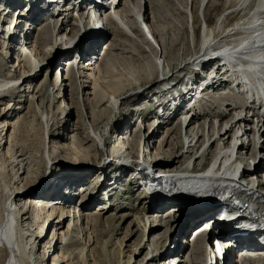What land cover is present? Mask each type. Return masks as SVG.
<instances>
[{
  "label": "bare ground",
  "instance_id": "1",
  "mask_svg": "<svg viewBox=\"0 0 264 264\" xmlns=\"http://www.w3.org/2000/svg\"><path fill=\"white\" fill-rule=\"evenodd\" d=\"M101 1H103L101 3L102 7L100 6L101 4H94L90 8L91 10L88 11L84 7L78 6L73 12L75 13L76 11L83 9V12L79 14V18L81 19L84 15H87L91 18L90 22L92 21V17L99 18L101 20L107 19L108 24L110 23L111 25L112 23V25L109 26V30L114 33V37H117L118 35L121 36L118 37L119 40L116 38L114 40H109V43L105 48L106 61L98 63L97 49L100 48L104 42V37H106L104 32L106 31L90 33L89 36L92 35L91 39L94 40V43L90 44L91 48L89 50L91 51L88 52L87 50L86 54L82 55L80 60L77 62V75L81 87H84L82 78H93L94 80L96 79V82L101 83V86H103L107 91L109 96L108 99L112 105L113 111L117 106H121L122 101L127 100L126 98H134L139 95V98L142 99L144 97V100L152 99L153 97L149 94V92H147V90L149 89L148 86L153 87L154 84L156 86L153 90L164 84V86L154 94L156 95L155 98L162 96L167 89H170L177 84H174L177 76H180V74L187 75V68L190 66L200 70L206 76L208 75L209 69H211L213 73L218 71L220 60L224 61V58H228L229 55L232 57L242 51H246L245 55L238 57L236 60L239 61L243 67L257 69V67H251L253 65V61L247 53L253 51L255 49L254 47H257V45H264V0H161V2H158V0H155V2H152L151 0H144L145 9L146 7H149L158 12V16H153V19L155 18V20L159 19V21L165 22V26L162 25V28L160 29L154 26L157 22L152 25H150L151 23L146 24V17L145 15L142 16L140 11L142 8V0H109V3L104 2L107 0ZM28 3H31L30 11H25L23 13L22 10ZM22 4H24V6ZM15 5L16 7L11 8L9 13V16H12L13 19L10 20L3 28L2 24H0L1 36L4 33L1 38L6 39L1 41L0 45H2L5 49L14 48L16 45H20L22 51H24L23 54L28 59L31 67L29 71L24 72V74L18 77V79H12L10 76H3V74L1 75L0 69V101H3L6 96L14 98L15 94L20 92L23 84H25V82L30 78V73L37 70L36 68L40 67L39 65L43 64L47 60V54H44L40 43L44 39L41 37L37 43L30 44L28 36L23 38L22 34L21 36L15 35L18 28L21 27L22 29V26L28 28V26L34 22V19L37 17H45L49 14L51 16L50 18H52L55 14L59 13V18L62 17L61 25L58 29L57 24L52 27V35L54 39L53 43L51 42L50 55L53 53L54 49L56 50V46L59 41L61 42L65 40L67 42L64 44H67L69 42L68 40H73L74 38V34H70L66 27L67 22L65 19L69 14L67 8H58L55 11L51 10L52 12H49L46 8H40L41 4L37 3L36 0H20V2L18 1ZM7 8L1 9L0 6V20H4V17L1 16L2 13L7 12L8 14L9 8ZM136 9L139 11L138 13L136 12L137 15L134 13ZM33 10H37L38 12H33ZM102 11H104V13H102ZM198 23H201L200 30L198 28ZM142 25L146 28L147 33L141 29ZM188 27L190 28V34L188 32ZM80 33H83V31L81 30ZM133 37L139 38L141 42L133 39ZM120 38L123 39L122 42ZM188 38L191 39L188 40ZM250 40L252 46L248 44V41ZM152 41L160 49V52L153 46ZM144 47L150 49V52L146 53ZM23 48L28 49V53H25L26 51ZM256 49L257 51L260 50L261 54L264 55V47H258ZM126 52H128V55H126ZM220 55H222V57H220ZM108 57H113L114 60L117 61L115 64L117 66L116 68H113L112 65L108 63ZM153 58L157 60L162 59L163 63L159 65ZM20 61L21 60L18 59V63L14 66L15 68L20 66ZM52 64H57L56 57L53 59ZM48 65L50 66L51 64L49 63ZM236 65L239 64L236 63ZM0 67L2 68L3 65L0 64ZM165 69L166 71H164ZM116 70L119 74L114 73ZM160 70H163L162 74L159 73ZM154 73L157 75L160 74L157 76V79L160 81H155L153 79ZM167 74H170V76H167ZM160 76L162 79H160ZM22 77H24L23 82L16 87L14 83L18 82ZM228 84L229 83L223 81L213 82L208 88H206V90L208 91L209 89H213L215 87L213 91L216 89L221 91L224 87L226 88V85ZM8 92L10 94H8ZM150 93H152V91H150ZM227 93L228 94L225 95L218 94L217 96L215 93V95H206L215 105L216 103H219L211 111H209L208 114L194 112L193 116H195V118L188 121L190 117L189 114L183 113L190 110V108H195V110H197L196 105L199 104L198 102L205 99V95H203L200 100L196 101V104L189 106L187 109L182 108L183 115L182 113L176 117L171 115L173 119L172 121L176 118H178L177 121L182 118L181 127L185 125L186 129L184 136L187 140H189V150H187V152L192 154L190 158H194L195 164L196 161H198V157L200 162H206V156H209V164H203L206 165V169L197 164V167L192 169V165L190 164L188 168L172 167L173 169L166 171L167 168H170V164L179 163V160L174 157L176 148H180L181 150L183 149V143L179 140V144L176 145V148L175 146L171 147L170 145L169 150L165 153L163 152L164 154L162 158L164 160L166 159L163 163L156 162L157 160H155L154 162H150L151 164H148L143 161L141 155V158L138 157L140 154L138 153L134 156L126 155V160L122 155L117 156V159L109 157L112 161L107 158L103 159L99 157L101 160H99L98 164H96V162L87 164L89 168L88 170H95L101 176L109 168L110 170L112 169L113 171H117L115 168L117 166L124 165L126 168L131 166L133 170H129L127 168L123 171V168H121L126 180H130L131 183L134 184L133 187H135L136 190L139 189L140 193V189L142 188H147L150 191L147 195H143L141 193L142 196L148 197L147 199L149 200V203L151 202V204H149L145 201L146 207L148 205L151 207H147L143 209V211H148L151 208L156 209L158 207L156 212H160L164 206L168 205L164 204L166 203V200H163L162 195L169 194L168 192H164L160 187H158V185H163L165 183L163 186L164 188H171L175 185V182L177 185L180 184V179L185 175L197 176L205 174L214 175L217 178L222 179H225V177L230 178L235 176L237 183H243L246 187L256 184V190L249 188V190L254 191L251 198L256 203L264 206V179L261 176V178H255V180H253V178L257 176L255 175L257 174L256 171L261 170L263 163L258 160L257 164L253 165V171L250 176L244 175V173L240 172L241 169H246L244 167H250V162H247L249 159V157H247L248 153L245 154V151H242L247 144H250L249 139L247 138V133L249 131L247 122L252 117H254L257 122H259V119L253 113L249 116V113L253 110L250 105L241 102L239 98L232 93ZM192 99L194 98L192 97ZM95 100L96 101L93 102L95 103V106H101V96L99 97L98 94L95 95ZM131 104H134V101L129 105ZM139 106L140 104L137 102L133 110L138 111L137 108ZM229 113L231 114V117L222 121L223 118L226 119V116ZM140 114V124H143V121L147 123L145 120L150 121V119H148V115L145 116V113L142 112H140ZM130 116H132V114H130L129 117ZM139 118L137 117V119ZM199 118H201L203 122L198 124L196 122ZM208 119H212L213 121L206 122ZM166 120H161L158 124H155L157 128L152 131L150 135H148L147 141H145V139H141L139 143L146 149H150L152 139L158 135V127H164L165 124L163 122ZM217 122L219 123L218 130L215 129V124ZM99 124L94 123L92 126L94 135H97ZM148 126L149 129L152 127L151 124H148ZM179 126L180 125L172 126L167 129L166 138L169 139V137L173 134L176 135L179 133ZM260 126L263 128L264 120H262ZM260 126L258 128H260ZM2 127L4 129L5 123L2 124ZM255 128H257V123ZM112 129L116 130V133H119L120 135L125 134L126 132L128 133L127 130H130L128 127V129L125 128L126 132H124V129L122 127L118 128V126L116 128L115 126H111L110 131ZM45 131H47L48 135L49 130L46 129ZM238 133H240L239 136L237 135ZM263 135L264 133L261 134V136ZM67 136L68 135L65 133L62 138L66 139ZM11 137L12 136L9 138L7 153L4 154V156L7 157V161L0 163V264H46L45 261L46 258L48 260L50 257L51 251L49 250L52 249V243L54 240L59 241V243L63 245V251L65 253L55 256L52 264H69V261L73 259L74 253L72 251H66L67 247H73L78 241L82 240L81 231L78 232L75 227L77 223L74 224V221L72 222L74 215L72 214L73 211L71 210L72 208L70 205L76 199V195L68 201L61 199L64 198V195H66V191H64L66 189L64 184V186H58L46 194L26 191L25 189L35 181L36 175H32L30 154L26 151V149H24L22 144L12 141ZM90 137H85V141L94 140L91 135ZM132 137L136 139L137 132L133 133ZM243 137L246 138V143L242 141ZM102 139V136L97 137L98 145L100 144L103 146ZM2 140L3 138L0 135V147L2 146ZM111 142L110 137L103 141L104 146L110 145ZM236 143L239 144L237 147ZM73 144L76 147L73 151H71V154H73L72 156L81 160L82 153L88 154V151H84L82 149L84 140ZM116 148L117 149L112 150V152L117 154H120L118 152L123 149H125L124 152H129V154H132V151L134 150L132 145L128 146L122 142H119V145ZM240 153H242L243 158L239 157ZM155 158L159 159L158 154ZM253 159L254 156L253 158L251 157V161H253ZM245 160L247 162L246 165ZM258 163H260V166L257 169L256 166ZM4 169L6 171H4ZM138 170L142 171L138 173ZM206 170H208V173ZM2 171H4L5 174H3ZM87 176L88 180L90 175L88 174ZM115 176L116 175L112 176V178ZM43 178L45 179L46 176L44 175ZM66 180L68 179L66 178ZM258 180L261 181L258 182ZM22 182L23 184H21ZM68 182L71 183L69 180ZM87 183H90V181H87ZM101 186L105 187L106 182H104ZM123 186L124 188L120 192H124V189H126L125 186H128V184ZM187 187L188 184L182 188V190H184L183 192H181L182 190H173L171 194L172 198H177L175 200H178V197H183V195L188 196L189 190L186 189ZM54 193L59 195L58 199L55 198ZM105 196L107 195L105 194ZM156 202L164 203L160 205L156 204ZM28 205L31 206V223L33 221V224L30 226L27 223L29 220ZM55 205H63V208H57ZM180 208H184L181 210L186 209L189 215L187 218V229L177 231V235L181 233L182 236L185 237L186 243L187 240L189 241V238L193 239L191 246L189 245L192 249L189 252L188 257L181 260H178V256L180 255V250L183 248L182 244H180L178 248H170L168 252V249H166L163 253L164 256L171 253H174V255L173 258H171L173 260L169 262L168 259L165 258L167 259V262H163V264H199L201 260L198 259V255L197 258V256L193 254V251H196L200 244L202 246L203 240L200 238L199 234L197 235V233L200 232L198 229L200 226L196 225L200 221L195 220L204 214L203 212L206 211V206L203 204L191 206V202H187L171 209L179 211ZM46 213L49 215L46 216ZM144 215H147V213L144 214L143 212L142 216ZM154 215L155 214L147 215V217H145V221L149 217H155L154 223H156L157 220V227L154 230H156L158 227H161V223L159 222L161 217ZM78 218L79 220L82 218V220H85L87 224L90 223V228L93 230L96 217L84 211L80 213ZM68 219L69 222L67 223L66 231H59V233H57L58 228L56 227H59ZM139 221H141V218H139ZM219 222H224V220L219 219L216 222L217 226L230 225L229 223L219 224ZM50 225H53L51 234L49 239L44 241V229H48ZM190 227H193V234L187 233ZM29 232H31V234H29ZM147 235L150 237L151 245H153L157 238L154 237L152 231L150 230ZM143 237L144 232L141 234V238L131 246V254L126 255L125 264H132V254L140 245ZM35 242L38 243L36 246H34ZM122 246L123 245L118 244V264L122 259H120L121 255L123 256ZM162 250L163 248H159V250H157V247H154V251L156 252L160 251L161 253ZM217 254L218 251L205 248V250H203V255L205 257L203 256L204 258L202 259V264H216L215 261ZM224 255V264H236L235 261H231L229 252H226ZM80 257L82 256L80 255L79 258ZM145 258L146 255L135 264H142ZM235 259L236 257H234V260ZM149 261L152 264L154 259H148L147 263ZM175 261L177 262L174 263ZM250 262L251 264H264V254L259 253L258 256Z\"/></svg>",
  "mask_w": 264,
  "mask_h": 264
},
{
  "label": "rangeland",
  "instance_id": "2",
  "mask_svg": "<svg viewBox=\"0 0 264 264\" xmlns=\"http://www.w3.org/2000/svg\"><path fill=\"white\" fill-rule=\"evenodd\" d=\"M18 1L20 2V0H0L1 9H5L7 7L9 8H7L9 10L8 14L5 12L1 15L4 17V20H0L2 28L13 19L12 16H9V13L11 8L16 7L15 3ZM151 1L155 2V0ZM104 2L109 3V0ZM158 2H161V0H158ZM22 5L24 6V4ZM30 5L31 3L27 4V6ZM141 5L142 8L140 6V11L142 16L145 15L146 17V24L151 23L150 25H152L153 23L157 22V24H154V26L159 29L162 28V25L165 26L164 21H159V19L155 20V18L153 19V16H158L157 11L149 7H146L145 9L144 0H142ZM100 6L102 7V4ZM48 10L51 12L50 9ZM67 11L69 14L65 19L67 22L66 27L68 32H70V34L73 33V37L76 38H73V40H68L69 42L67 44H64L67 42L65 40L61 42L59 41L56 46V50L54 49L51 55L50 46L54 39L52 35V27L55 24H57V29L60 27L62 17L59 18V13L55 14L52 18H50L51 16L49 14L45 17H37L34 19L35 23H31L30 21L31 26L29 25L28 28L22 26V29L21 27L17 29V33L15 35L21 36L22 34L23 38L28 36L30 44L37 43L41 37L44 39L40 43L42 45L44 54H47V60L43 64L39 65L40 67H37V70L32 72L33 74L30 73V78L25 82V84H23L20 92L15 94L14 98L6 96L3 101H0V135L3 138L1 143L2 146L0 147V163L7 161V157L4 156V154L7 153V149L9 147V138L12 136L11 140L22 144L24 149H26V151L30 154L32 175H36L35 181L25 189L26 191L46 194L58 186L65 185L66 189L64 191H66V195H64V198L61 199L68 201L76 195V199L72 202L70 207L72 208V214L74 215L72 222L74 221V224L77 223L75 227L77 228L78 232L81 231L82 240L78 241L73 247H67L66 251H72L74 253L73 259L69 261V264H118V244L123 245V256L121 255L120 259H122L119 264H125L124 262L126 260V255L131 254V246L141 238V234L143 232L144 237L142 238L140 245L132 254V264L140 261L145 255L146 258L142 264H151L150 261L147 263L148 259L150 258L154 259L152 264H163V262H167V259L169 262L173 260L171 258H173L174 253L168 254L166 256H164L163 253L166 249H168V252L172 247L173 249L178 248L180 244H182L183 248L180 250L178 260L185 259L188 257L192 247H189V241L187 240L186 243V239L181 233L177 235V231L187 229V218L189 214L186 209L181 210L184 208H180L179 211H181L179 214V211H174L167 205L164 206L160 212H156L158 207L156 209L151 208L148 211H143V209L151 207L149 205L146 207L145 205V201L146 203H149V200L147 199L148 197L142 196L139 189L136 190V188L133 187L134 184L131 183V181L127 183L128 186H125L126 189H124V192H120L124 188L123 185H125V175L123 171L127 168L129 170H133L131 166L127 168L124 165L117 166L115 167L117 171H113L112 169L111 171L109 168L100 176V174H98V172L95 170L89 171L87 164H92L94 162L98 164L99 160H101L100 158H107L112 161V159L109 157L117 159L116 157L120 155L124 156L126 160V155L134 156L138 153H140L138 157L141 155L143 161L148 164H151L150 162H154L155 160H157L156 162L163 163L166 161V159L164 160L162 158L163 154L169 150L170 145L171 147L175 146L176 148V145L179 144V140H181L183 143V149L181 150L180 148H176V153L174 154V157L179 160V163L170 164V168H167L166 171L178 167L188 168L190 164L192 165V169L196 168L197 165L203 166L206 169V165L210 162L208 161L209 156H206V162H200L198 157V161H196L197 165L195 164L194 158H190L192 154L187 152V150H189V140H187V138L184 136L186 129L185 125L181 127L179 124L180 119L178 121H171L172 118H169L163 122L165 124L164 127H158V135L152 139L151 148L146 149L139 142L141 139H145V141H147L148 135H150L152 131L156 130L157 126H152V129H149L148 124H151L149 120H145L147 123L143 121V124H140L139 119H137V117L139 118L141 116V111H136L133 109L135 108L137 102L140 103L141 100L145 99L144 97L141 99L138 95V97L129 99L126 98L127 100H123L121 106H117L113 111L112 105L108 99L109 96L107 91L103 86H101V83L96 82V79L82 78L84 87H81L77 75V62L80 60L82 55L86 54L87 50L88 52L91 51L89 50L91 48L90 44L94 43V40L91 39L92 35L89 36L90 33L93 32L90 31L91 29L84 30L85 28L83 26L85 23L90 22L91 18H89L87 15H84L81 19L79 18V14L83 12V9L76 11L77 13H74L68 9ZM104 11H102V13H104ZM136 12H139L138 9L134 11V13ZM80 26L83 27V33H80ZM198 28L199 30L201 29V23H198ZM141 29L147 33L146 28L143 25L141 26ZM106 31L107 32H104L106 34V37H104L105 40L100 48L97 49L98 63L106 61L105 48L109 43V40H114L115 38L118 39V37L121 36L118 35L117 37H114V33L111 30L108 29ZM188 32L190 34L189 27ZM2 36L0 31V42L6 40L2 39ZM133 39L141 42L139 38L133 37ZM190 39L191 38H188V40ZM120 40L122 42L123 39L120 38ZM152 44L160 52V49L157 47V45L154 42ZM24 50L26 51L25 53H28V49ZM144 50L146 53L150 52V49L147 47H144ZM23 53L24 51H22L20 45H16L14 48L6 49L0 45V64L3 65L2 68L0 67L1 75L3 74V76H10L12 79H18V77L24 74V72L29 71L31 65ZM126 55H128V52H126ZM55 57L57 64L53 65L52 61ZM17 58L22 62L20 61V66L15 68L14 66L18 63ZM107 61L110 63V65H112L113 68L117 67L115 65L117 61H115L113 57H108ZM154 61L159 65L163 63L162 59H154ZM49 63L51 64L50 66L48 65ZM164 71H166V69ZM114 73L119 74L117 70ZM159 73L162 74L163 70H160ZM159 75L154 73L153 79L155 81H160L157 79V76ZM167 76H170V74H167ZM24 77H22L18 82L14 83L16 87L19 86L21 82H23ZM160 79H162L161 76ZM155 86V84L153 87L148 86L149 89L147 92L152 91ZM213 89H215V87ZM213 89L211 88L204 92L203 95H205V99H208L206 96L207 94L213 95L215 93L217 96L225 89V87L221 91H218L217 89L213 91ZM8 94L10 93L8 92ZM97 94L99 97L101 96V106H95V103H93L96 101L95 95ZM208 100H210V98ZM133 101L134 104L129 105ZM216 105L213 103V108ZM213 108H206V110H195V108H190V110L183 113L189 114V121L190 119L195 118V116H193L194 112L208 114ZM130 114H132V116L129 117ZM230 117L231 114L229 118ZM224 120L227 119L223 118L222 121ZM209 121L211 122L213 120H206V122ZM202 122L203 120L199 118L196 123L199 124ZM4 123L5 127L3 129L2 124ZM94 123H100L97 135L93 134L92 126ZM178 125H180L178 127L180 132L176 135L173 134L169 137V139H167L166 130L172 126ZM111 126H115V128L117 126L118 128L122 127L124 132H126L128 127L130 130H127L128 133L126 132L125 134L120 135L119 133H116V130L112 129L110 131ZM218 128L219 123L217 122L215 124V129L218 130ZM46 129L49 130L48 135L47 131H45ZM135 132H137L136 139L132 137V134ZM65 133L68 136L66 139H63L62 136H64ZM239 134L240 133L237 135L239 136ZM90 135L94 140L85 141L84 138L88 136L90 137ZM96 136H102L103 146V141L108 139V137H110L112 142L110 145H105L103 147L100 144L98 145ZM82 140H84L82 149L84 151H88V154L82 153V158L79 160V158L72 156L73 154H71V151H73L76 147L73 143H79ZM119 142H122L128 146L132 145L134 148L132 154H129V152H124L125 149L120 150L118 152L120 154L112 152V150L117 149L116 147L119 145ZM11 146L10 148L12 149ZM244 149L246 150L245 154L248 153L247 157H250V149L247 146H245ZM244 149L242 150L243 152L245 151ZM157 154L159 159L155 158ZM246 164L247 162L245 160V165ZM259 166L260 163H258L256 168L258 169ZM121 168H123V171H121ZM4 171L6 170L4 169ZM4 171H2L3 174H5ZM206 171L208 173V170ZM256 173L257 174L255 175L257 176L255 178H261L262 176L264 179V172H261L260 170L256 171ZM88 174L90 177L87 180ZM44 175L46 176L45 179L43 178ZM114 175L116 176L112 178ZM66 178L71 183H69ZM87 181H90V183H87ZM260 181L261 180H258V182ZM104 182H106V188L101 186ZM21 184H23V182ZM105 194L107 196H105ZM54 195L55 198L58 199L59 195H56L55 193ZM62 206L63 205H55L57 208H63ZM28 210L29 220L27 223L30 226L33 224V221L31 223L30 205H28ZM84 211L96 217L93 230L90 228V223L87 224L85 220L83 221L81 218L80 221L78 218L80 213ZM143 212L144 214L147 213V215L155 214L154 216L161 217L159 221L161 223V227H158V229L154 230L157 227V220L156 223H154L155 217H149L146 222L145 217H147V215L142 216ZM45 215L48 216L49 214L46 213ZM139 218H141L142 222L139 221ZM68 222L69 219L64 221V223L59 227H56L58 228L57 233H59V231L65 232ZM221 223L223 222H219V224ZM52 226L50 225L48 229H44V241L49 239ZM149 230L152 231L154 237L157 238L153 245H151L150 237L147 235ZM29 234H31V232H29ZM37 244L38 243L35 242L34 246ZM154 247H157V250H159V248H163V250L161 253L160 251L156 252L154 251ZM203 250H205V247L203 244L202 246L200 244L196 251H193V254L196 256L198 255L199 258L198 256L197 258L201 260L199 264H202V259L205 257L204 255V257L201 255V252L203 254ZM49 251H51L50 257L48 260L46 258V264H52L55 256L65 253L63 251V245L60 244L59 241L55 240L52 243V249ZM80 255L82 257L79 258ZM176 262L177 261L174 263Z\"/></svg>",
  "mask_w": 264,
  "mask_h": 264
}]
</instances>
